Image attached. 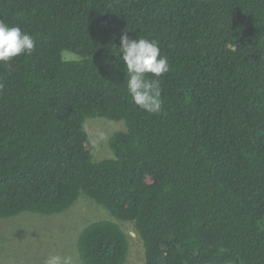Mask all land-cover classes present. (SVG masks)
I'll list each match as a JSON object with an SVG mask.
<instances>
[{
  "label": "trees",
  "instance_id": "trees-1",
  "mask_svg": "<svg viewBox=\"0 0 264 264\" xmlns=\"http://www.w3.org/2000/svg\"><path fill=\"white\" fill-rule=\"evenodd\" d=\"M35 50L0 64V220L54 216L81 195L130 223L143 264H264V0H0ZM159 43L163 107L132 103L121 36ZM89 118L124 122L97 161ZM82 264H126L113 220Z\"/></svg>",
  "mask_w": 264,
  "mask_h": 264
},
{
  "label": "rangeland",
  "instance_id": "rangeland-1",
  "mask_svg": "<svg viewBox=\"0 0 264 264\" xmlns=\"http://www.w3.org/2000/svg\"><path fill=\"white\" fill-rule=\"evenodd\" d=\"M86 127L95 159L112 157L110 140L115 133L125 130V123L89 118ZM101 220L118 222L130 236L131 254L126 264H143V242L133 225L115 220L104 207L85 195L63 214L27 213L0 220V264H44L50 255L71 257L72 264H82L77 252L78 236L87 225Z\"/></svg>",
  "mask_w": 264,
  "mask_h": 264
},
{
  "label": "clouds",
  "instance_id": "clouds-1",
  "mask_svg": "<svg viewBox=\"0 0 264 264\" xmlns=\"http://www.w3.org/2000/svg\"><path fill=\"white\" fill-rule=\"evenodd\" d=\"M34 37L19 25L0 20V64L30 55L35 50ZM115 54L124 64L127 89L132 103L150 114H160L163 107L161 77L170 71L168 57L162 55L159 43L144 37L131 39L121 36V45ZM44 264H72L71 257L50 255Z\"/></svg>",
  "mask_w": 264,
  "mask_h": 264
}]
</instances>
